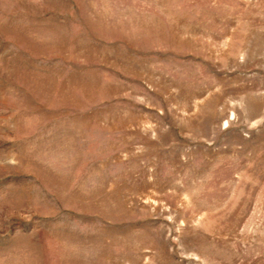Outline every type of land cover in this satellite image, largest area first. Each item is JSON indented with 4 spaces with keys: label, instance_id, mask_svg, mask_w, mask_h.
<instances>
[{
    "label": "rangeland",
    "instance_id": "1",
    "mask_svg": "<svg viewBox=\"0 0 264 264\" xmlns=\"http://www.w3.org/2000/svg\"><path fill=\"white\" fill-rule=\"evenodd\" d=\"M0 264H264V0H0Z\"/></svg>",
    "mask_w": 264,
    "mask_h": 264
}]
</instances>
